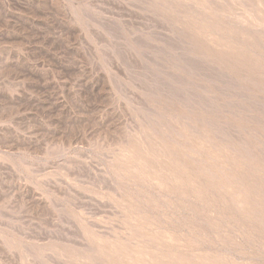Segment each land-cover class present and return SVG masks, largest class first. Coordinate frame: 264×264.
<instances>
[{
    "label": "rangeland",
    "instance_id": "374dc122",
    "mask_svg": "<svg viewBox=\"0 0 264 264\" xmlns=\"http://www.w3.org/2000/svg\"><path fill=\"white\" fill-rule=\"evenodd\" d=\"M252 2H242V9L224 0H0V264H110L132 251L156 252L153 242L161 236L184 241L188 258L226 261L227 257L244 253L245 264H264V218L260 215L249 209L250 222L243 225L232 214L236 223L223 226L220 223V229L209 232L202 221H207L209 213L203 202L210 201L211 194L201 191L197 205L184 209L181 195L185 192V177L178 178V193L172 194L165 174L146 172L143 166L132 172L123 164L129 146L152 138L155 154H165L164 158L172 160L173 164L168 166H178L190 173L200 166H209L208 161L205 162L208 166L203 163V148L209 150H205L208 154L225 151L231 156L221 154L217 161L236 169L232 181L245 174L261 178L262 182L264 75L246 80L243 73L225 70L212 57L207 58L205 49L195 44L184 30L188 25L178 15L180 11L194 14L187 5L204 3L214 10L219 7L229 12L224 13L229 24L235 26L240 20L243 26L249 27L255 19ZM169 23L175 24L173 27L178 30ZM167 28L172 32L166 31ZM172 45L182 47L188 57L181 60L179 56L184 54ZM168 56L171 57L168 59ZM161 66L168 67L162 69L164 76ZM154 72L158 75L154 76ZM171 77L177 80L175 84ZM196 94L201 97L198 100L203 99L201 103L195 100ZM251 95H257V99ZM245 96L249 97V103ZM248 109L250 113L243 114ZM196 120H202L201 125ZM213 125L219 126L215 130ZM212 132L220 134L213 137ZM195 161H200L197 163L200 166ZM163 172L166 173L164 169ZM148 174L157 180L152 183ZM259 198L264 201V188ZM194 207L201 208L202 217L196 215ZM133 222L139 224L138 228L133 227ZM216 232L221 233V238ZM236 234L242 239L236 240ZM172 246L162 243L160 253L167 259L180 257ZM152 254L148 258L154 257Z\"/></svg>",
    "mask_w": 264,
    "mask_h": 264
},
{
    "label": "bare ground",
    "instance_id": "6f19581e",
    "mask_svg": "<svg viewBox=\"0 0 264 264\" xmlns=\"http://www.w3.org/2000/svg\"><path fill=\"white\" fill-rule=\"evenodd\" d=\"M167 1V0H166ZM225 2H228V3H230V4H237V5H239L240 7H242V9H243V6H242V2H244V1H241V0H224ZM254 2H252L251 4H253L254 3V5H255V19H254V21H252L251 23H252V26H249V27H246V26H243L242 24V22L243 21H240V20H238V22H240L239 24H236L235 26H233V25H231V24H229L230 22H228L227 20H225V18H224V13H229V12H225V11H222L221 9H213V8H210V7H208V6H206L204 3L203 4H201V6L199 5V3H193V4H191V5H187V8H189V9H191L192 10V12H194V14H186L185 12H179V17L181 18V21L182 22H185V23H187V28L186 29H184L188 34H189V36H190V38H191V40L195 43V44H197V45H199L201 48H203V49H205V51H204V53L208 56L207 58H213L215 61H216V63L220 66V67H222V68H224L225 70L226 69H230L231 71H234V72H240V73H243L244 74V76H245V78L244 79H251L250 81H252L253 79L255 80V78L257 77V78H260L261 76H263L264 75V41L262 40V39H264L261 35H263L264 36V0H253ZM169 2V1H168ZM175 2H176V0H175ZM153 3V2H152ZM156 3V2H155ZM171 3V2H170ZM154 4V3H153ZM157 4H162V3H157ZM169 4V3H168ZM220 4H222V3H220ZM244 4V3H243ZM245 4H246V2H245ZM155 5V4H154ZM167 5V4H166ZM183 5V4H182ZM217 5V4H216ZM224 5V4H223ZM162 6H163V4H162ZM161 6V7H162ZM225 6V5H224ZM247 6V5H246ZM152 7V6H151ZM156 7V6H155ZM166 7V6H165ZM175 8H177V7H174V9ZM186 8V7H185ZM153 9H154V6H153ZM165 9V8H164ZM167 9V8H166ZM169 10H171V9H169ZM232 10V9H231ZM234 10V9H233ZM229 11V10H228ZM157 13H158V11H156ZM160 12V11H159ZM163 12V11H162ZM176 12H177V10H176ZM153 14H156V13H153ZM159 14H161V12L159 13ZM159 14L157 15V16H159ZM237 14V13H236ZM251 15V14H250ZM162 16H163V14H162ZM168 16H169V14H168ZM226 17H227V15H225ZM165 17V16H164ZM229 17V16H228ZM239 17H241V16H239ZM244 17V16H243ZM160 18V17H159ZM166 18V17H165ZM168 18V17H167ZM167 20V19H166ZM168 20L170 21V19L168 18ZM159 21H160V19H159ZM163 22V21H162ZM167 22V21H166ZM235 22V21H234ZM170 23H171V21H170ZM169 23V25L170 26H172L171 24ZM242 23V24H241ZM167 24H168V22H167ZM172 24H174V23H172ZM168 25V26H169ZM166 26V25H165ZM169 26V27H170ZM174 27H176L175 26V24L173 25ZM172 26V27H173ZM168 27V28H169ZM171 27V28H172ZM173 27V28H174ZM178 27V26H177ZM167 28V29H168ZM164 29V28H163ZM175 29V28H174ZM173 29V30H174ZM177 29V28H176ZM175 29V30H176ZM171 30V29H170ZM170 30L168 29V30H166V31H169V33H170ZM178 30V29H177ZM179 30H180V28H179ZM166 31H165V33H166ZM171 32H172V30H171ZM183 32V31H182ZM168 33V32H167ZM184 33V32H183ZM172 34V33H171ZM159 35V34H158ZM165 35H167V34H165ZM170 35V34H169ZM168 35V36H169ZM173 35H174V32H173ZM175 35H177V37H179L178 36V33L176 34V31H175ZM174 35V36H175ZM163 37V36H162ZM161 37V38H162ZM176 36H175V38L174 39H178ZM149 38V37H148ZM165 38H166V36H165ZM164 38V39H165ZM170 38H172V37H170ZM181 38V37H180ZM262 38V39H261ZM141 39V38H140ZM146 39V38H145ZM144 39V40H145ZM156 39V38H155ZM168 39V38H167ZM166 39V41H168V40H170V39H168L167 40ZM173 39V38H172ZM139 40V39H138ZM138 40H137V44H138ZM162 40V39H161ZM180 40V39H179ZM178 40V41H179ZM184 40V39H183ZM141 40H139V42H140ZM171 41V40H170ZM129 42V41H128ZM147 42V41H146ZM173 41H171V43H172ZM174 42H177V41H175L174 40ZM179 42H182L181 40L179 41ZM130 43V42H129ZM142 43H143V41H142ZM182 43H184V41L182 42ZM182 43H180L179 45L181 46V44ZM136 44V43H135ZM173 44H175V43H173ZM177 44H178V42H177ZM139 45V44H138ZM164 45V44H163ZM179 45H176L177 46V48H175L176 49V51H181L184 55H182V53L181 54H179V55H182V56H179V58L181 59V57H182V59L184 60V59H186L185 57H188V53H186V55H185V53H184V51H182V47H180V48H178V46ZM130 46V45H129ZM132 46V45H131ZM143 46V45H142ZM147 46V45H146ZM150 46V45H149ZM155 46V45H154ZM159 46V45H158ZM172 46H174V45H172ZM176 46H174V47H176ZM182 46H184V45H182ZM174 47H173V49L171 48V47H169L172 51H174L175 49H174ZM144 48H145V46H144ZM165 48H167L166 46H165ZM164 48V49H165ZM184 48H186L185 46H184ZM130 49V48H129ZM132 49H134L133 47H132ZM148 49V48H147ZM162 49H163V47H162ZM163 49V50H164ZM168 49V48H167ZM177 49H180V50H177ZM188 49V48H187ZM187 51V50H186ZM133 53V52H132ZM136 53H137V51H136ZM143 53V52H142ZM169 54H170V51L168 52ZM167 53V54H168ZM179 53V52H178ZM161 54V53H160ZM172 54V53H171ZM152 55V54H151ZM166 55V54H165ZM205 55V56H206ZM130 56V55H129ZM154 56V55H153ZM185 56V57H184ZM137 57H138V55H137ZM145 57V56H144ZM166 57H167V55H166ZM171 57V56H170ZM169 56H168V59L170 58ZM176 57V56H175ZM184 57V58H183ZM112 58V57H111ZM114 58V57H113ZM159 58V57H158ZM174 58V57H173ZM173 58L171 59L172 61H173ZM179 58H176V59H178V60H176V59H174V61L176 60L177 62H179ZM117 59V58H116ZM127 59V58H126ZM165 59V58H164ZM181 59V60H182ZM206 59V58H205ZM139 60V59H138ZM157 60V59H156ZM161 60V59H160ZM170 60V61H171ZM203 60V59H202ZM120 61V60H119ZM118 61V62H119ZM127 61V60H126ZM141 61V60H140ZM167 61V60H166ZM171 61V62H172ZM111 62V61H110ZM137 62V61H136ZM160 62V61H159ZM184 64H185V61H182ZM206 62V61H205ZM134 63V62H133ZM158 63V62H157ZM181 63V62H180ZM207 63V62H206ZM210 63V62H209ZM212 63V62H211ZM110 64V63H109ZM116 64V63H115ZM126 64H128L127 62H126ZM125 64V65H126ZM169 64V63H168ZM173 64V63H172ZM174 64H176V63H174ZM182 64V63H181ZM202 64V63H201ZM205 64V63H204ZM203 64V69L204 68H206L205 67V65ZM208 64V63H207ZM121 65H123V64H121ZM139 65V64H138ZM165 64H163V66H164ZM126 66H128V65H126ZM132 66V65H131ZM141 66V65H140ZM176 66H178V65H176ZM184 66V65H183ZM208 66V68H209V65H207ZM139 67V66H138ZM143 67V66H142ZM148 67V66H147ZM162 67V66H161ZM173 67H174V65H173ZM212 67V66H211ZM130 68V67H129ZM159 68V67H158ZM163 68H166V67H162V68H160V70L162 71V69ZM168 68V67H167ZM166 68V69H167ZM176 68V67H175ZM180 68H182V67H180ZM185 68V67H184ZM125 69H127V68H125ZM141 69V68H140ZM156 69V68H155ZM174 69V68H173ZM183 69V68H182ZM189 69V68H188ZM213 69V68H212ZM179 70V69H178ZM205 70V69H204ZM204 70H203V72H204ZM209 70H211V69H209ZM133 71V70H132ZM131 71V72H132ZM157 71V70H156ZM160 71V72H161ZM164 71L165 70H163L162 72H161V75L162 76H164ZM175 71V70H174ZM184 71H186L185 69L183 70V72ZM190 71V70H189ZM198 71H200V70H198ZM208 70H207V68H206V72H207ZM159 72V73H160ZM166 72H168V70L166 71ZM178 72V71H177ZM179 72H181V71H179ZM211 72V71H210ZM138 73V72H137ZM151 73V72H150ZM171 73L172 72H170V75H171ZM201 73V72H200ZM205 73V72H204ZM111 75H112V73H111ZM134 75H135V73H134ZM138 75H139V73H138ZM142 75H143V73H142ZM141 75V76H142ZM157 75H158V73H157ZM157 75H155V72H154V76H157ZM170 75H169V77H170ZM187 75H188V70H187ZM203 75V73H201V76ZM205 75H206V73H205ZM225 75H226V72H225ZM167 75H166V73H165V78H167L166 77ZM172 76H173V73H172ZM199 76V75H198ZM210 76H211V73H210ZM159 77L160 78H162L160 75H159ZM168 77V78H169ZM174 77V76H173ZM207 77V76H206ZM208 77H209V75H208ZM207 77V78H208ZM156 78V77H155ZM160 78H157V80L158 79H160ZM172 78V77H171ZM177 78V77H176ZM242 78V77H241ZM263 78V77H262ZM261 78V79H262ZM146 79V78H145ZM173 79V78H172ZM197 79V78H196ZM202 79V78H201ZM209 79V78H208ZM207 79V80H208ZM211 79H213V78H211ZM163 80H165V79H163L162 78V80L161 81H163ZM176 80V79H175ZM174 79H173V82L175 81ZM236 80V79H235ZM151 81V80H150ZM156 81V80H155ZM161 81H160V83H161ZM168 81V80H167ZM177 81V80H176ZM187 81V80H186ZM232 81V80H231ZM159 82V81H158ZM164 82V81H163ZM166 82V81H165ZM171 82V81H170ZM179 82V81H178ZM199 82V81H198ZM201 82V81H200ZM199 82V83H200ZM209 82V81H208ZM211 82V81H210ZM237 82V81H236ZM248 82V81H247ZM180 83H181V81H180ZM253 83V82H252ZM163 84V83H162ZM168 84H169V82H168ZM171 84H172V82H171ZM173 84H175V82L173 83ZM210 84V83H209ZM167 85V84H166ZM195 85H197V84H195ZM251 85V84H250ZM256 85H258V84H256ZM255 85V86H256ZM262 85V84H261ZM261 85H259V86H261ZM165 86V85H164ZM194 86V85H193ZM213 86V85H212ZM239 86V85H238ZM253 86V85H252ZM264 86V85H263ZM262 86V87H263ZM199 87H200V85H199ZM201 87H204V86H201ZM149 88H150V86H149ZM156 88V87H155ZM181 88V87H180ZM179 88V89H180ZM198 88V87H197ZM205 88V87H204ZM203 88V89H204ZM227 88V87H226ZM231 88V87H230ZM254 88V87H253ZM159 88H157V90H158ZM161 89V88H160ZM177 89V88H176ZM196 89V88H195ZM194 89V90H195ZM241 89H243V86H242V88ZM257 89V88H256ZM162 90H164V87L162 88ZM167 90V89H166ZM193 90V91H194ZM199 90V89H198ZM198 90H195V91H198ZM201 90V89H200ZM206 90H208V89H206ZM221 90V89H220ZM226 90V89H225ZM245 90V89H244ZM249 90H251V89H249ZM151 91V90H150ZM154 91H156V90H154ZM180 91V90H179ZM205 91V90H204ZM228 91V90H227ZM242 91V90H241ZM246 91H247V89H246ZM181 92V91H180ZM234 92V91H233ZM255 91H253V93H254ZM259 92V91H258ZM262 91L260 90V93H261ZM155 93V92H154ZM201 93H204L203 92V90L201 91ZM159 94H161V93H159ZM185 94V93H184ZM195 94V93H194ZM205 94V93H204ZM238 94V93H237ZM244 94V93H243ZM263 94H264V92H263ZM152 95V94H151ZM154 95V94H153ZM161 95H163V94H161ZM167 95V94H166ZM175 95V94H174ZM181 95V94H180ZM193 95V94H192ZM197 95V94H196ZM231 95V97H232V94H230ZM236 95V94H235ZM259 95V94H258ZM201 96H203V95H201ZM207 96V95H206ZM229 96V95H228ZM227 96V97H228ZM243 96V95H242ZM248 96V95H247ZM247 96H245V97H247ZM255 96V95H254ZM257 96V95H256ZM255 96V97H256ZM161 97V96H160ZM176 97H177V95H176ZM183 97H185V95L183 96ZM198 97H199V95H197V99H195L197 102L199 101H201V100H203V99H201V100H198ZM238 97V96H237ZM241 97V96H240ZM251 97H253L252 95H251ZM255 97H253V98H255ZM146 98V97H145ZM199 98H201V97H199ZM202 98H205V97H202ZM248 98L249 97H247L246 99H247V101H248ZM258 98H260V97H258ZM158 99H160V98H158ZM194 99V98H193ZM228 99V98H227ZM238 99V98H237ZM252 99V98H251ZM255 99H257V98H255ZM254 99V100H255ZM264 98H262V100H263ZM186 100V99H185ZM207 100V99H206ZM206 100H205V102H206ZM239 100V99H238ZM253 100V102H255ZM126 101V100H125ZM128 101V100H127ZM147 101V100H146ZM164 101H166V100H164ZM177 101H178V99H177ZM242 101H243V97H242ZM252 101V100H251ZM231 102H233V101H231ZM235 102V101H234ZM237 102V101H236ZM252 102V103H253ZM143 103H144V101H143ZM162 103H163V101H162ZM167 103V102H166ZM201 103V102H200ZM200 103H198V105H200ZM208 103V102H207ZM229 103V102H228ZM248 103H249V101H248ZM252 103H250V104H252ZM257 103V102H256ZM190 104V103H189ZM195 104V103H194ZM226 104H227V102H226ZM230 104V103H229ZM228 104V106L230 107V105ZM233 104V103H232ZM242 104H244V103H242ZM264 104V103H263ZM128 105V104H127ZM172 105H173V103H172ZM202 105H204L203 104V102H202ZM236 105H238V104H236ZM248 105V104H247ZM258 105V104H257ZM144 106V105H143ZM188 106V105H187ZM219 106V105H218ZM241 107H244V106H242V105H240ZM251 106H253V105H251ZM255 106V105H254ZM260 106V105H259ZM258 106V107H259ZM145 107V106H144ZM169 107V106H168ZM202 107H204V106H202ZM223 107V106H222ZM231 107H232V105H231ZM257 107V108H258ZM261 107V106H260ZM212 108V107H211ZM219 108V107H218ZM217 108V109H218ZM232 108H234V106L232 107ZM240 108V107H239ZM250 108H252V107H250ZM145 109V108H144ZM159 109V108H158ZM192 109L194 110V108L192 107ZM197 109V108H196ZM195 109V110H196ZM202 109H204V108H202ZM207 109H208V106H207ZM236 109V108H235ZM244 109H246V107L244 108ZM253 109V108H252ZM259 109V108H258ZM258 109H257V111H258ZM262 109H263V107H262ZM149 110V109H148ZM169 110H171V109H169ZM204 110H206V109H204ZM203 110V111H204ZM219 110V109H218ZM254 110V109H253ZM152 111V110H151ZM225 111V110H224ZM234 111V110H233ZM259 111H260V109H259ZM147 112V111H146ZM149 112V111H148ZM147 112V113H148ZM192 112V111H191ZM198 112H199V110H198ZM197 112V113H198ZM202 112V111H201ZM227 112H229V111H226V112H224V113H227ZM231 112V111H230ZM236 112V111H235ZM244 113L243 114H249L250 112H249V109H248V113H247V111H243ZM254 112H255V110H254ZM196 113V112H195ZM200 113V112H199ZM204 113H207V112H204ZM240 113H241V111H240ZM239 113V114H240ZM252 113V112H251ZM262 113V112H261ZM260 113V114H261ZM263 113H264V111H263ZM149 114H151L150 112H149ZM155 114V113H154ZM173 114V113H172ZM190 114V113H189ZM209 114V113H208ZM212 114V113H211ZM219 114V113H218ZM221 114V113H220ZM219 114V115H220ZM238 114V115H239ZM242 114V113H241ZM240 114V115H241ZM259 114V115H260ZM195 115V114H194ZM217 115V114H216ZM215 115V116H216ZM223 115V114H222ZM229 115H232V113H230ZM235 115V114H234ZM154 116V115H153ZM175 116V115H174ZM200 116H202V115H200ZM227 116V115H226ZM233 116V115H232ZM244 116V115H243ZM235 117L236 116H234V119H235ZM246 117V116H245ZM250 117H253V115H251L250 114ZM256 117V116H255ZM254 117V118H255ZM152 118V117H151ZM164 118V117H163ZM233 118V117H232ZM247 118H249V116L247 115ZM257 118V117H256ZM259 118V117H258ZM263 118V117H262ZM146 119V118H145ZM144 119V120H145ZM148 119V118H147ZM161 119V118H160ZM206 119V118H205ZM223 119H224V116H223ZM238 119H241V117L240 118H238ZM252 119V118H251ZM261 118H259V120H260ZM149 120H151V119H149ZM175 120V119H174ZM173 120V121H174ZM187 120H188V117H187ZM197 120H199V119H197ZM196 120V121H197ZM220 120H221V118H220ZM242 120V119H241ZM258 120V119H257ZM143 121V120H142ZM146 121V120H145ZM155 121V120H154ZM169 121H170V119H169ZM193 120H189V122H192ZM195 121V123H199L200 125H201V121H197L196 122ZM206 121V120H205ZM207 121H210V120H208L207 119ZM224 121V120H223ZM237 121V120H236ZM242 121H244V118H243V120ZM248 121V120H247ZM261 121V120H260ZM259 121V122H260ZM151 122H153L152 120H151ZM156 122V121H155ZM159 122V121H158ZM253 122H255V121H253ZM263 122H264V120H263ZM203 123V122H202ZM210 123V122H209ZM226 124H228V122H225ZM224 123V124H225ZM233 124H234V122H232ZM251 123V122H250ZM157 124V123H156ZM213 124H215L214 122H213ZM219 124H220V122H219ZM223 124V123H222ZM225 124V125H226ZM243 124V123H242ZM248 124V123H247ZM259 124V123H258ZM260 124H261V122H260ZM263 124V123H262ZM149 125H150V123H149ZM209 125V124H208ZM211 125V124H210ZM224 125V126H225ZM236 125V124H235ZM251 125V124H250ZM257 125V124H256ZM141 126H143V124H141ZM150 126H152V125H150ZM158 126H159V124H158ZM161 126H163V125H161ZM189 126V125H188ZM187 126V127H188ZM219 125H217V127H218ZM232 126V125H231ZM254 126V125H253ZM264 126V125H263ZM165 127V126H164ZM184 127V126H183ZM191 127V126H190ZM211 127V126H210ZM212 127H216V126H212ZM217 127L215 128V130L217 129ZM221 127V126H220ZM228 128L230 127L229 125L227 126ZM240 127H241V125H240ZM259 127V126H258ZM142 128V127H141ZM161 128V127H160ZM193 128H195L194 126H193ZM202 128V127H201ZM207 128L209 129V127L207 126ZM224 128V127H223ZM261 128V127H260ZM231 129V128H230ZM237 129V128H236ZM238 129H239V127H238ZM248 129V128H247ZM250 129V128H249ZM141 130V129H140ZM214 130V131H215ZM219 130V129H218ZM224 130H225V128H224ZM234 130H235V127L233 128V131H231V132H234ZM252 130V129H251ZM263 130V129H262ZM153 131V130H152ZM173 131V130H172ZM196 131V130H195ZM198 131V130H197ZM201 131H202V129H201ZM226 131H227V129H226ZM230 131V130H229ZM228 131V132H229ZM239 131V130H238ZM238 131H235L236 133L238 132ZM241 131V130H240ZM244 131V130H243ZM139 132V131H138ZM142 132V131H141ZM148 132V131H147ZM176 132V131H175ZM211 132V131H210ZM218 132H221V130H219ZM231 132H229L230 134H231ZM248 132V131H247ZM264 132V131H263ZM176 133H178V132H176ZM187 133V132H186ZM188 133H189V131H188ZM193 133H196V132H193ZM201 132H199V134H200ZM212 133H214V132H212ZM216 133V132H215ZM214 133V135L212 134V136L214 137L215 135H218V134H220V133H218V134H215ZM225 133V132H224ZM236 133H235V135H236ZM241 133V132H240ZM239 133V134H240ZM244 133H245V131H244ZM256 133V132H255ZM254 133V134H255ZM140 134V133H139ZM138 134V135H139ZM190 134V133H189ZM199 134H197V135H199ZM238 134V135H239ZM251 134H253V133H251ZM253 134V135H254ZM258 134V133H257ZM160 135V134H159ZM196 135V134H195ZM205 136H207V134L205 133L204 134ZM222 135H223V133H222ZM228 135V134H227ZM226 134H225V136L224 137H227L228 138V136H227ZM241 135V134H240ZM246 135H249L248 133H246ZM260 135V134H259ZM144 136V135H143ZM179 136V135H178ZM202 136V135H201ZM243 136V135H242ZM250 136V135H249ZM261 136V135H260ZM263 136V138H264V135H262ZM262 136L261 137H259V138H262ZM141 137H142V135H141ZM155 137V136H154ZM166 137V136H165ZM193 137V136H192ZM199 137H200V135H199ZM198 136H197V139L199 138ZM208 137V136H207ZM216 137V136H215ZM223 137V136H222ZM232 137V136H231ZM231 137H230V140H231ZM234 137V136H233ZM148 138V137H147ZM183 138V137H182ZM211 138V137H210ZM217 138H219L218 136H217ZM252 138H254V137H252ZM171 139V138H170ZM196 139V138H195ZM194 139V140H195ZM200 140H201V137L199 138ZM208 140H209V138H207ZM219 139H221V137L219 138ZM219 139H217V140H219ZM223 139V138H222ZM239 139V138H238ZM150 140V139H149ZM151 140H152V138H151ZM150 140V141H151ZM208 140H206V141H208ZM224 140H225V138H224ZM224 140H221V142L222 141H224ZM228 140V139H227ZM235 140V139H234ZM233 140V141H234ZM240 140V139H239ZM239 140H235V141H239ZM253 140V139H252ZM150 141H146V140H144V141H137L136 143H134L133 145H131V146H129V148L125 151V153H124V159L126 160V161H124V165H125V167L129 170V171H132V172H135L136 171V169H138V167L139 166H143L144 168H146L147 170H146V172H151V173H161V174H165V179H167L168 178V180H167V183H168V186L171 188V191H170V189H169V191L173 194V192H176V193H178V190H177V180H179L178 178L179 177H185V179L186 180H183L184 182H185V184H186V187H184L183 188V190L185 191L184 192V194L183 195H181V199H182V205L184 206V209L185 208H187L188 209V207H186V206H190V205H192V204H196L197 205V201L199 200V198H200V192L202 191L203 192V194H205V193H209V194H211V200L210 201H208V202H203V204L205 205V206H207L206 208H208V218H207V221H202V225H204V227H205V229H207L209 232H211V231H215L217 228H219L220 229V227L221 226H223L224 224H226V223H231V222H235L236 221V219L233 217V215L232 214H234V215H236V217H238L239 219H238V221L241 223V224H243V225H248V223L250 222L249 221V219L251 218V217H249L248 216V210L250 209V210H252V212H255V213H257V215H260V217H262V218H264V201H262L259 197H260V193L262 192V189L264 188V175H263V177H262V182H261V178L259 179V178H257V179H255V178H251L250 176H246L245 174H241L238 178H237V180L236 181H232V178L234 177V175L237 173L236 172V169L235 168H233L231 165H228V164H225V163H223V162H218L217 161V157H219V156H221V154H224V156H226V157H229V156H231V155H228V154H226V152L225 151H220V149H219V151H220V153L219 154H216V153H211V154H208L205 150H208V149H202L203 151H204V153H203V155H204V157H203V159H204V162L203 163H205V162H209V166L206 168L205 166L206 165H204V167L205 168H203V167H201L199 164H200V161H203V160H200L199 162H197V161H195L196 163L195 164H197V163H199V164H197L198 166H200L198 169H196L195 171H191L190 173H193V174H190L189 172H188V170H186V169H180V168H178V166H168L170 163H172V160L170 159V158H167V157H165L164 158V155L165 154H162V155H160V154H155V150H156V147H155V144L154 143H152V142H150ZM186 141H187V138H186ZM199 141V140H198ZM212 141V140H211ZM214 141V140H213ZM220 141V140H219ZM244 141V140H243ZM257 141V140H256ZM154 142V141H153ZM225 142V141H224ZM224 142H223V144H224ZM229 142H231V141H229ZM242 142V141H241ZM241 142H238L239 144L241 143ZM245 142V141H244ZM243 142V143H244ZM260 142V141H259ZM262 142V141H261ZM199 143V142H198ZM210 143V142H209ZM212 143V145H213V142H211ZM215 144H216V142H214ZM225 143H227V141L225 142ZM247 143V142H246ZM185 144V143H184ZM232 144V143H231ZM242 144V143H241ZM240 144V146H242ZM245 144V143H244ZM255 144V143H254ZM261 144V143H260ZM264 144V143H263ZM263 144H262V146H263ZM173 145V144H172ZM181 145V144H180ZM186 145H188L187 143H186ZM189 145H190V143H189ZM192 145V144H191ZM225 145V144H224ZM247 145V144H246ZM124 146V145H123ZM158 146V145H157ZM183 146V145H182ZM206 146V145H205ZM216 146V145H215ZM230 146V145H229ZM234 146V145H233ZM238 146V145H237ZM237 146H235V148H237ZM180 147V146H179ZM190 147V146H189ZM192 147V146H191ZM199 147V146H198ZM217 147V146H216ZM221 147V146H220ZM223 147V146H222ZM224 147H226V145L224 146ZM228 147V146H227ZM231 147V146H230ZM243 147L244 146H242V150H244L243 149ZM259 147V146H258ZM202 148V147H201ZM201 148H200V150H201ZM211 148H212V146H211ZM232 148V147H231ZM231 148H229V149H231ZM252 148V147H251ZM251 148H250V150H251ZM213 149V148H212ZM218 149V148H217ZM223 149V148H222ZM229 149H227L226 148V150H229ZM239 149H240V147H239ZM247 149V148H246ZM261 149V148H260ZM190 150V149H189ZM248 150V149H247ZM171 151V150H170ZM209 151V150H208ZM211 151V150H210ZM214 151H215V149H214ZM218 151V150H217ZM253 151V150H252ZM255 151V150H254ZM261 151H262V149H261ZM261 151L259 152V154L261 155ZM159 152V151H158ZM190 152V151H189ZM189 152H187V153H189ZM195 152H198V150H196V151H194V154L196 155V153ZM232 152H233V149H232ZM235 152V151H234ZM236 152H237V150H236ZM235 152V153H236ZM241 152H243V151H241ZM247 151H244V153H246ZM192 153V152H191ZM238 153H240V152H238ZM252 153V152H251ZM251 153L249 152V154H250V156H251ZM181 154V153H180ZM193 154V153H192ZM241 154V153H240ZM248 154V153H247ZM259 154H258V156H259ZM176 155V154H175ZM174 155V156H175ZM185 155V154H184ZM198 155H199V153H198ZM197 155V156H198ZM242 155V154H241ZM257 155V154H256ZM187 156V155H186ZM190 156V155H189ZM237 156H239V155H237ZM245 156V155H244ZM264 156V155H263ZM262 156V157H263ZM160 157L161 158H164L163 160H161L160 159ZM184 157V156H183ZM188 157V156H187ZM233 157V156H232ZM243 157V156H242ZM242 157H240V158H242ZM256 157V156H255ZM255 157L253 156V158L255 159ZM181 158V157H180ZM261 158V157H260ZM187 159V158H186ZM226 159V158H225ZM246 159V158H245ZM250 159V158H249ZM254 159H252V160H254ZM264 158H262V160H263ZM192 160H194V159H192ZM247 160V159H246ZM256 161V160H255ZM230 162V161H229ZM247 162V161H246ZM236 163V162H235ZM252 163V162H251ZM254 163V162H253ZM256 163V162H255ZM173 164V163H172ZM193 164H194V161H193ZM263 165H264V163H262ZM147 165V166H146ZM203 165V164H202ZM237 165V164H236ZM243 165V164H242ZM191 167V166H190ZM189 167V168H190ZM253 168V167H252ZM258 168V167H257ZM163 169H164V171L166 172V173H164L163 172ZM260 169V168H259ZM218 172L220 173V175L218 174ZM246 172V171H245ZM248 173H250V171H247ZM259 172V171H258ZM241 173H243V172H241ZM239 174V173H238ZM264 174V173H263ZM150 174H148V176H149ZM225 176V180L224 179H222V177L223 176ZM161 176V175H160ZM149 178H150V176H149ZM161 178V177H160ZM224 178V177H223ZM151 180L150 181H152V183L153 182H155V180H157V178H153V176L150 178ZM160 181V180H159ZM167 183H166V185H167ZM139 185V184H138ZM164 185V184H163ZM147 186V185H146ZM168 187V188H169ZM186 188V189H185ZM128 191V190H127ZM179 192H181V191H179ZM163 194V193H162ZM119 195V194H118ZM121 195H123V194H121ZM154 196V195H153ZM166 196V195H165ZM174 196V195H173ZM145 197V196H144ZM214 197V198H213ZM125 198V197H124ZM165 198V197H164ZM180 200V199H179ZM127 201V200H126ZM137 202V201H136ZM207 204V205H206ZM229 205V206H228ZM156 207V206H155ZM179 207V206H178ZM119 209V208H118ZM122 209V208H121ZM166 209V208H165ZM230 209H232V210H230ZM194 210H195V213H196V215L200 218V217H202V211H201V208H200V210L199 209H196L195 207H194ZM120 211V210H119ZM126 211V210H125ZM189 211H191L190 210V208H189ZM121 212V211H120ZM169 212V211H168ZM125 213V212H124ZM127 213V212H126ZM222 213H224V216H223V214ZM123 214V213H122ZM130 214V213H129ZM175 214V213H174ZM126 215V214H125ZM131 215V214H130ZM191 215V214H190ZM230 216V217H229ZM160 217V216H159ZM189 217V216H188ZM133 218V217H132ZM258 218H259V216H258ZM178 220V219H177ZM258 220V219H257ZM136 221V220H135ZM179 222H183V223H185L186 221H182V220H178ZM188 222V221H187ZM199 222V221H198ZM237 222V221H236ZM235 222V223H236ZM126 223V222H125ZM176 223V222H175ZM197 223V222H196ZM220 223H223L221 226H220ZM263 223H264V221H263ZM186 224V223H185ZM138 223L137 222H133V227L135 226V228H138ZM181 226V225H180ZM191 228V227H190ZM202 228V227H201ZM229 228H230V226H229ZM240 228H241V225H240ZM247 228V227H246ZM222 230V229H221ZM227 230V229H226ZM184 231V230H183ZM234 231V230H233ZM243 231H245V229L243 230ZM125 232V231H124ZM134 232V231H133ZM247 232V231H246ZM246 232H245V234H246ZM250 232H251V230H250ZM254 232V231H253ZM140 233H142V232H140ZM217 234H218V238L220 237L221 238V233L220 232H216ZM256 233H257V231H256ZM260 233V232H259ZM127 234V233H126ZM125 234V235H126ZM143 234V233H142ZM180 234V233H179ZM261 234V233H260ZM131 235V234H130ZM200 235V234H199ZM203 235V234H202ZM251 235H253V234H251ZM262 235V234H261ZM260 235V236H261ZM209 236V235H208ZM250 236V235H249ZM248 236V237H249ZM256 236V235H255ZM102 237V236H101ZM120 237H122V236H120ZM211 237V236H210ZM114 238V237H113ZM143 238V237H142ZM166 237L165 236H161V237H159V239L157 240V241H155V242H153V250L155 249L156 250V252H152V251H146V250H142V251H132V252H130V253H128V254H126V255H123V256H120L117 260H116V262H114V261H112L110 264H139V263H144V264H245V262H244V260H243V255H244V253H240V254H242V255H240L239 254V256L238 257H234V258H229V257H227L226 259V261L224 260V259H221V260H219V261H215V260H209V259H205V258H203V259H201V258H188L187 256H186V254H185V252H184V249L186 248V246L184 245V241L181 243L180 241H176V240H167V239H165ZM217 238V237H216ZM236 238H238L239 240H241L242 239V237L238 234H236V236H235V239ZM259 238V237H258ZM111 239V238H110ZM115 239V238H114ZM118 238H116V240H117ZM144 239V238H143ZM252 239V238H251ZM263 239V238H262ZM237 240V239H236ZM236 240H234V242H236ZM259 240V239H258ZM125 241H127V240H125ZM145 241V240H144ZM206 241V240H205ZM223 241V240H222ZM229 241V240H228ZM255 241V240H254ZM147 242V241H146ZM240 242V241H239ZM242 242V241H241ZM127 243V242H126ZM162 243L163 244H170V245H173L171 248H174L175 249V251L178 253V254H180L179 256L180 257H175L174 259H167V256H165V255H162V253H160L161 252V249H162ZM208 243V242H207ZM243 243V242H242ZM99 244V243H98ZM132 245V244H131ZM137 245V244H136ZM245 245V244H244ZM111 246H113L112 244H111ZM130 246V245H129ZM250 246V245H249ZM255 246H257V245H255ZM93 247V246H92ZM107 247H109V245H107ZM119 247V246H118ZM234 247V246H233ZM245 247H246V245H245ZM112 248V247H111ZM213 248V247H212ZM241 248V247H240ZM71 249V248H70ZM116 249H118V248H116ZM208 249V248H207ZM47 250H48V248H47ZM89 250H91V252H92V249H90L89 248ZM88 250V251H89ZM96 250V249H95ZM101 250V249H100ZM119 250V249H118ZM138 250H140V249H138ZM160 250V251H159ZM72 251V250H71ZM126 251V250H125ZM202 251V250H201ZM200 251V252H201ZM218 251V250H217ZM226 251V250H225ZM249 251V250H248ZM51 252V251H50ZM91 252H89V253H91ZM120 252V251H119ZM118 252V253H119ZM203 252H206V251H203ZM220 252H221V250H220ZM224 252V251H223ZM222 252V253H223ZM257 252H259V251H257ZM150 253H154V254H152L154 257H152V258H148L149 257V254ZM229 253V252H228ZM249 253V252H248ZM82 254H84V253H82ZM87 254V253H86ZM92 254H94V251L92 252ZM204 254V253H203ZM233 254V253H232ZM261 254V253H260ZM63 255V254H62ZM98 255V254H97ZM230 255V254H229ZM234 255V254H233ZM213 256V255H212ZM255 256V255H254ZM82 257V256H81ZM93 257V256H92ZM99 257V256H98ZM183 257V258H182ZM190 261H188L186 258ZM222 257V256H221ZM95 257H93V259H94ZM209 258V257H208ZM249 258V257H248ZM66 259V258H65ZM71 259V258H70ZM84 259H85V257H84ZM87 259V258H86ZM85 259V260H86ZM254 260H255V258H253ZM75 260V259H74ZM97 260V259H96ZM100 260H101V258H100ZM252 260V259H251ZM101 261H104V260H101ZM246 261V260H245ZM250 261V260H249ZM256 261V260H255ZM262 261V260H261ZM260 261V262H261ZM264 261V260H263ZM77 262V261H76ZM257 262H258V260H257ZM82 263V262H81ZM92 263H94V262H92ZM248 263V262H247ZM97 264V263H96ZM106 264V263H105ZM259 264V263H258ZM262 264V263H261Z\"/></svg>",
    "mask_w": 264,
    "mask_h": 264
}]
</instances>
